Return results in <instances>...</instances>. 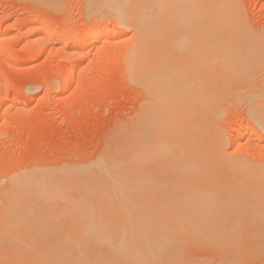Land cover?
I'll return each mask as SVG.
<instances>
[{"label": "bare ground", "instance_id": "bare-ground-1", "mask_svg": "<svg viewBox=\"0 0 264 264\" xmlns=\"http://www.w3.org/2000/svg\"><path fill=\"white\" fill-rule=\"evenodd\" d=\"M239 1L93 0L120 28L133 29L123 69L126 82L144 95L141 131L123 157L59 175L12 179L0 191V217L6 216L0 247L35 264H182L189 249L234 230L229 216L235 208H258L254 213L264 223V203L255 205L264 197V171L239 158L230 175L215 123L223 92L231 84H252L264 60V40L245 23ZM37 28L43 30L34 44L42 46L50 36L72 41L70 57L78 61L87 39L113 35ZM74 71H63L61 88L71 85ZM262 110H253L260 126ZM246 131H234L237 150ZM243 177L253 182L246 191L237 185ZM241 198L246 203L237 204ZM29 216L57 225L6 227Z\"/></svg>", "mask_w": 264, "mask_h": 264}, {"label": "rangeland", "instance_id": "rangeland-1", "mask_svg": "<svg viewBox=\"0 0 264 264\" xmlns=\"http://www.w3.org/2000/svg\"><path fill=\"white\" fill-rule=\"evenodd\" d=\"M239 3L245 23L261 35L263 42L264 0ZM105 10L97 8L93 0H0V191L9 189L12 179L19 175L35 173L42 178L50 173L90 168L108 156L123 157L135 143L145 99L139 87L126 82L123 69L133 29L120 28ZM37 27L59 28L67 33L84 28L97 33L99 29L102 35L106 31L117 35L87 39L78 61L70 57L72 41L64 43L59 36H50L44 46L34 44L43 30ZM66 69L75 71L71 85L64 89L60 82ZM253 77L252 84H231L220 97L222 113L215 123L223 139L224 168L230 175L236 174L239 158L249 169L264 171V125L260 126L253 115L254 111L264 110V60ZM243 127L247 131L240 141L242 149L237 150L234 131ZM251 180L259 181L253 176ZM239 181L237 185L244 191L253 185L246 177ZM246 199H239L237 204L246 203ZM263 199L255 205L264 203ZM0 206L1 211L4 204ZM234 210L236 213L229 216L234 233L226 230L228 235L225 232L216 243L189 249L182 264H264V234L258 231L264 223L254 213L259 209ZM4 218L0 217L2 226ZM45 221L29 216L20 224L9 223L6 227L57 225ZM66 224L64 220L58 226ZM0 248V264L36 263L20 258L11 249Z\"/></svg>", "mask_w": 264, "mask_h": 264}]
</instances>
